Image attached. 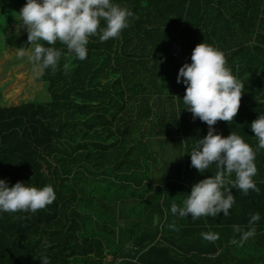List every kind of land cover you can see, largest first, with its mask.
I'll return each instance as SVG.
<instances>
[{"label": "trees", "instance_id": "obj_1", "mask_svg": "<svg viewBox=\"0 0 264 264\" xmlns=\"http://www.w3.org/2000/svg\"><path fill=\"white\" fill-rule=\"evenodd\" d=\"M113 2L138 17L130 18L118 39L100 42L98 35L89 37L85 60L62 55L54 74L46 69L37 77L46 100L0 103V180L9 187L17 182L51 185L56 192L55 201L35 213L0 212V264H41L43 255L50 264H206L199 261L206 252L220 260L225 251L241 245L232 243L241 239L233 225L248 230L254 213L260 220L251 225L255 235L245 242L257 253L251 259L243 255L238 264H264L259 249L264 245V180L255 181L259 194L250 190L247 201L235 200L228 216L221 212L203 217L199 224L219 234L215 242L206 240L205 249L197 246L203 237L193 238L191 228L197 223H185L167 210L172 203L181 206L190 195L188 155L209 130L186 109V86L177 83L179 69L191 63L199 43L223 51L228 67L245 84L238 115L231 124L217 122L215 133L227 137L235 132L250 139L245 142L256 150V166L264 171V149L258 148L251 130L252 121L264 115V0ZM174 41L181 61L170 55ZM3 44L4 49L32 48L27 32L9 31ZM55 47L67 52L59 42ZM66 62L71 65L68 72L63 70ZM148 138L177 141L178 152L185 153V181L173 172L153 178L139 194L140 201L145 194L151 200L140 203V214L129 211L136 222L120 226L112 203L119 192L131 189L132 195L146 180L134 173L148 170L147 161H154ZM256 176L264 179V172ZM115 182L118 189L113 188ZM155 213L157 221L164 217L160 229L151 225ZM122 231L123 242L117 238ZM165 231L169 237L159 236ZM45 242L50 247H42ZM189 250L196 251L186 255Z\"/></svg>", "mask_w": 264, "mask_h": 264}, {"label": "clouds", "instance_id": "obj_2", "mask_svg": "<svg viewBox=\"0 0 264 264\" xmlns=\"http://www.w3.org/2000/svg\"><path fill=\"white\" fill-rule=\"evenodd\" d=\"M19 15L32 48L27 51L17 48L16 55L20 58L28 56L37 77L43 75L46 69L54 74L62 55L85 60L89 37L98 35L100 42L118 39L130 26V18H138L127 6L113 0H27ZM102 20L106 25L103 28ZM57 42L66 46V53L64 49L55 47ZM63 70L70 71L71 65L64 63ZM181 82L186 86L182 99L186 109L192 113L194 120L199 118L209 127L207 135L199 139L191 151V167L203 174L214 165L216 173L195 183L183 206L173 203L171 212L180 217L191 214L194 220L215 218L221 212L228 216L235 204L233 189H239L244 195L250 190L257 194L260 192L253 179L258 172L256 150L235 132L224 137L216 134L213 127L219 121L227 124L234 121L245 84L228 67L224 52L205 42L195 46L191 63H185L179 69L177 83ZM251 130L258 140V148L264 149V115L252 121ZM55 199L56 192L51 185L38 188L17 182L9 187L4 180H0V212L35 213L51 205ZM259 220V213H254L248 230L233 225L234 232L239 233L241 239L239 242L233 239L232 243L242 245L253 237L255 228L251 225ZM201 235L209 242L219 239L218 233ZM42 247L46 249L50 245L45 242ZM40 261L41 264H50L47 255H43Z\"/></svg>", "mask_w": 264, "mask_h": 264}, {"label": "rangeland", "instance_id": "obj_3", "mask_svg": "<svg viewBox=\"0 0 264 264\" xmlns=\"http://www.w3.org/2000/svg\"><path fill=\"white\" fill-rule=\"evenodd\" d=\"M27 0H2L1 9H0V103L14 104L18 101L31 100L34 98L35 101H43L47 99V94L45 89L41 87V83L37 81V76L33 73V65L29 61L28 56H24L20 58L16 55V50L11 48H5L3 44V38L7 32L12 31L17 35L23 34V32H27L26 29L22 25V18L20 17V10L26 4ZM37 97V98H36ZM43 98V99H41ZM149 153H156L155 158L162 163L160 166L154 167L151 170L142 169L141 171H137L134 174L139 175L138 178L144 177L147 181L141 183V188H136L131 195V189H126L125 193H118V198L115 202L112 203L114 205V214L116 219L118 220V225L126 226L130 224H134L136 222V216L130 215V209L132 212L136 214L141 213V204L147 199L151 200L144 195L145 200H138L139 194L143 192V188L149 187L151 182L148 179L159 178L163 174H165V170L167 169L163 162L169 163L172 161V166L170 168H174L173 171L176 170L180 163V155L179 158L176 155L179 149L178 143L175 140L167 139V138H148L145 141ZM163 153V154H162ZM158 154V155H157ZM162 156V157H161ZM161 157V158H160ZM158 164V163H157ZM144 165V164H143ZM163 165V167H161ZM141 176V177H140ZM100 181L104 182L103 178ZM110 183V182H109ZM116 184V185H115ZM113 184V188L118 189L117 183ZM111 185V183H110ZM129 184L127 183V186ZM112 186V185H111ZM120 187V186H119ZM120 190V189H119ZM117 193H115L116 195ZM124 195V196H123ZM176 199V198H174ZM132 201V203H131ZM155 202V199H152V203ZM131 203V204H130ZM133 205V207L131 206ZM129 213V214H128ZM158 213H155V217H157ZM130 215V216H129ZM123 216L127 217V220H123ZM154 216V214H152ZM154 219V217H153ZM156 220V218L153 220ZM120 221V222H119ZM130 222V223H129ZM157 225V223H151V225ZM152 225V226H153ZM168 223L165 222V226ZM159 227V226H157ZM118 240L123 242V236L125 233H119ZM121 237V238H120ZM125 243V242H124Z\"/></svg>", "mask_w": 264, "mask_h": 264}, {"label": "crops", "instance_id": "obj_4", "mask_svg": "<svg viewBox=\"0 0 264 264\" xmlns=\"http://www.w3.org/2000/svg\"><path fill=\"white\" fill-rule=\"evenodd\" d=\"M245 141L246 140H250V139H247L245 138V136H241ZM178 158H179V155H180V163L178 165V167H176V170L173 171L174 168H170L169 166H172V161H170L169 163H166V162H163V164L165 165V167L167 168L165 170V172H173V174H178L180 176V180H182L183 182L185 181V176H184V162H185V153H184V150L182 149L181 152H176ZM150 154V158L153 159L154 158V161L152 160H149L147 161V165H148V170H151L152 168L154 167H159L160 164L162 163L161 161H158L157 158H155L156 156V153L153 152V154L149 153ZM163 154V153H162ZM191 152H189V155H188V163L191 164V156H190ZM158 155V154H157ZM162 157V156H161ZM160 157V158H161ZM158 163V164H157ZM161 167H163V165H161ZM144 168V167H143ZM146 168V167H145ZM258 169V168H257ZM193 170V171H192ZM263 170L261 169H258V172H257V175H262L263 174ZM216 173V168L215 166L213 165L212 167H210V169H208L207 171H205L203 174L198 172L195 168L189 166V169H188V178H187V187L188 189L191 191L192 189V186L195 184V183H198L200 180L202 179H205V178H208V177H211L212 175L214 176ZM192 177V178H191ZM233 179L235 178L234 174H233ZM254 181H263V177L262 176H255L253 177ZM147 180H145L144 182H146ZM149 182H152L153 179H148ZM153 185V184H152ZM233 192V195L235 196V200H241V201H247L248 198L246 199L247 195H244L239 189H233L232 190ZM142 198H139L138 200H141ZM184 201V200H183ZM183 201L181 203V206H183ZM173 204V203H172ZM168 210V213L171 212V207L169 205V209ZM172 213V212H171ZM170 213V214H171ZM232 214H235L234 212H232ZM165 215L166 217V213L164 211L163 213V216ZM178 214L174 215L172 213V216H177ZM162 216V218L160 219V221H157V217L154 216V219L156 218V220H154L153 222L154 223H157V226L158 229H160V225L162 224V220L164 219V217ZM179 216V215H178ZM181 220H183L185 223H197V226H193L191 229L194 232V235H193V238H197L198 237H202V233H207V232H210L209 230L211 229L209 226H201V224L199 223H202V219L203 217L199 218V219H192L191 218V214H189L188 217H180ZM205 219V218H204ZM220 219V218H219ZM152 222V223H153ZM171 223V222H170ZM170 225H173V224H170ZM174 226V225H173ZM172 227L169 226V230H174V229H171ZM165 233V235H164ZM163 234H159V236H167L169 237L170 236V232H167L165 231ZM170 233V234H169ZM205 240V239H204ZM187 241H189V238H187ZM206 241V240H205ZM205 241H202L197 244V242L195 243V245L197 244L198 246V249L202 248V249H205L206 247L208 248V242L206 244ZM190 243V242H189ZM201 243V244H200ZM203 244V246H202ZM259 249H262V251H264V245L259 248ZM221 250V248L217 249V251L219 252ZM192 251H196V250H189L188 253H185L186 255L188 254H191ZM227 252V253H226ZM254 253H257V251L255 250V248L252 246V245H249L248 243L245 242V244L243 245H236L234 247H232L231 249L225 251V257L223 256L222 259L220 260H217L216 257H215V253H208L206 252L204 254V256H200L199 258V261H204L206 264H238V262H241L242 261V256L247 258V259H251L252 258V255H254ZM205 259H204V258ZM110 258V255H107L106 257V260H108ZM244 258V259H245ZM119 260V257H117L116 261ZM246 260V259H245ZM264 262V258H263V261ZM184 264V263H182ZM195 264H200L199 262L196 261Z\"/></svg>", "mask_w": 264, "mask_h": 264}, {"label": "built area", "instance_id": "obj_5", "mask_svg": "<svg viewBox=\"0 0 264 264\" xmlns=\"http://www.w3.org/2000/svg\"><path fill=\"white\" fill-rule=\"evenodd\" d=\"M170 55L177 59L178 61L182 60V56L180 55V46L177 42H172L170 45Z\"/></svg>", "mask_w": 264, "mask_h": 264}]
</instances>
